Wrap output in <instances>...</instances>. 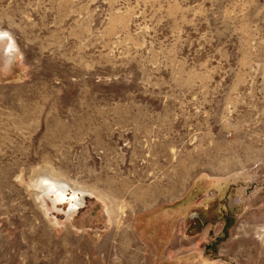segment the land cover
<instances>
[{
	"label": "rangeland",
	"instance_id": "374dc122",
	"mask_svg": "<svg viewBox=\"0 0 264 264\" xmlns=\"http://www.w3.org/2000/svg\"><path fill=\"white\" fill-rule=\"evenodd\" d=\"M0 31V264H264V0H0Z\"/></svg>",
	"mask_w": 264,
	"mask_h": 264
},
{
	"label": "bare ground",
	"instance_id": "6f19581e",
	"mask_svg": "<svg viewBox=\"0 0 264 264\" xmlns=\"http://www.w3.org/2000/svg\"><path fill=\"white\" fill-rule=\"evenodd\" d=\"M0 34L2 35V34H4V33H2L1 31H0ZM5 35V34H4Z\"/></svg>",
	"mask_w": 264,
	"mask_h": 264
},
{
	"label": "crops",
	"instance_id": "0c3cea01",
	"mask_svg": "<svg viewBox=\"0 0 264 264\" xmlns=\"http://www.w3.org/2000/svg\"><path fill=\"white\" fill-rule=\"evenodd\" d=\"M190 188V186H188L187 190Z\"/></svg>",
	"mask_w": 264,
	"mask_h": 264
}]
</instances>
